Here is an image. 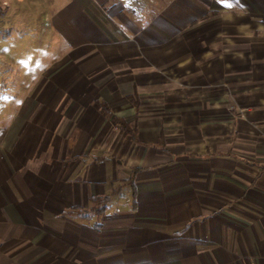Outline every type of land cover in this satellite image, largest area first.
I'll list each match as a JSON object with an SVG mask.
<instances>
[{
	"label": "crops",
	"instance_id": "0c3cea01",
	"mask_svg": "<svg viewBox=\"0 0 264 264\" xmlns=\"http://www.w3.org/2000/svg\"><path fill=\"white\" fill-rule=\"evenodd\" d=\"M53 3L57 58L0 47V264H264V0Z\"/></svg>",
	"mask_w": 264,
	"mask_h": 264
},
{
	"label": "rangeland",
	"instance_id": "374dc122",
	"mask_svg": "<svg viewBox=\"0 0 264 264\" xmlns=\"http://www.w3.org/2000/svg\"><path fill=\"white\" fill-rule=\"evenodd\" d=\"M28 1L29 0H25L23 3H21L19 7L22 11L20 13L15 11L3 17V22L0 25V47L3 44L7 43H36L39 45V49L37 50V52L44 54V56H39V59L43 58L44 60L48 61L49 59L57 58L61 53H63L64 40L56 29H50V26L47 25V18L45 14L47 10L43 6L46 7L49 0H33L34 6H36L37 9L36 11H31L28 8V6L30 7ZM64 1L65 0H54V10H59L62 4H64ZM46 27L49 28L48 31H45ZM51 39H53L55 42V50L53 51L50 47ZM19 53H24V51L19 50ZM1 63L2 60L0 58V64ZM9 68V70L13 71V68ZM18 68L20 69V71H22L26 67L19 66ZM1 102L2 101H0V103ZM6 106V108H8V112L3 113L2 115H0V117L13 116V113H11V111L12 109L16 108V104H8ZM89 211L90 210H80L78 212L85 215V213H88Z\"/></svg>",
	"mask_w": 264,
	"mask_h": 264
},
{
	"label": "trees",
	"instance_id": "16d2710c",
	"mask_svg": "<svg viewBox=\"0 0 264 264\" xmlns=\"http://www.w3.org/2000/svg\"><path fill=\"white\" fill-rule=\"evenodd\" d=\"M1 12H2V3L0 1V16H1ZM130 99H132V101L137 104V101H135V97H130ZM102 105H103L104 109L106 110V112L110 113L107 105L105 103H102ZM120 121H121V125L123 126V129H125L126 131H129L130 126L128 125V123L125 120H120ZM119 188H120V186H118L114 190L113 193L108 194L102 198H99V197L92 198V201L95 202V205L91 209L92 213L97 214L99 216H103L107 211L108 204H109L113 194H115V192H117V190H119ZM80 210H83V209H80Z\"/></svg>",
	"mask_w": 264,
	"mask_h": 264
}]
</instances>
